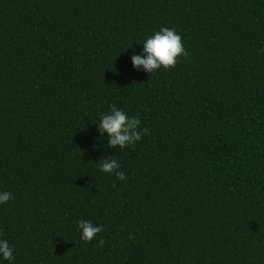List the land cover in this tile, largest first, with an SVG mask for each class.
I'll list each match as a JSON object with an SVG mask.
<instances>
[{
  "label": "trees",
  "instance_id": "obj_1",
  "mask_svg": "<svg viewBox=\"0 0 264 264\" xmlns=\"http://www.w3.org/2000/svg\"><path fill=\"white\" fill-rule=\"evenodd\" d=\"M161 27L188 55L135 70ZM113 104L141 141L99 139ZM0 191L14 264H264V0H0Z\"/></svg>",
  "mask_w": 264,
  "mask_h": 264
},
{
  "label": "clouds",
  "instance_id": "obj_2",
  "mask_svg": "<svg viewBox=\"0 0 264 264\" xmlns=\"http://www.w3.org/2000/svg\"><path fill=\"white\" fill-rule=\"evenodd\" d=\"M142 48L137 53L131 44L128 49L134 53L131 56L132 67L137 71H143L150 76L157 70L174 67L177 59L187 56L182 36L175 28L161 27L159 30L143 39ZM99 132V139L103 140L107 134V148L120 149L127 148L142 140L146 129H142L139 114L130 115L123 108L115 104L110 106V110L101 115L99 123L95 124ZM99 145H94L98 147ZM113 155L102 157L98 163L99 171L107 174H114L118 180L127 181V176L120 171L118 160L111 158ZM13 199V195L8 191H0V205L6 204ZM77 228L80 231V238L85 242H91L104 229L102 225L93 223L91 220L80 219L77 221ZM103 243V241H101ZM14 251L7 239L0 238V264L8 261L14 264Z\"/></svg>",
  "mask_w": 264,
  "mask_h": 264
}]
</instances>
